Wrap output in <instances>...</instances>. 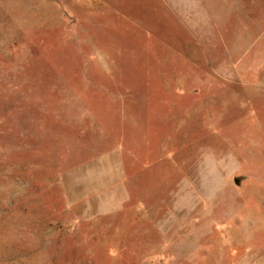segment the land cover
Here are the masks:
<instances>
[{
    "label": "rangeland",
    "instance_id": "obj_1",
    "mask_svg": "<svg viewBox=\"0 0 264 264\" xmlns=\"http://www.w3.org/2000/svg\"><path fill=\"white\" fill-rule=\"evenodd\" d=\"M0 264H264V0H0Z\"/></svg>",
    "mask_w": 264,
    "mask_h": 264
},
{
    "label": "water",
    "instance_id": "obj_2",
    "mask_svg": "<svg viewBox=\"0 0 264 264\" xmlns=\"http://www.w3.org/2000/svg\"><path fill=\"white\" fill-rule=\"evenodd\" d=\"M234 183H235V184H238V182H237L236 180L234 181Z\"/></svg>",
    "mask_w": 264,
    "mask_h": 264
}]
</instances>
